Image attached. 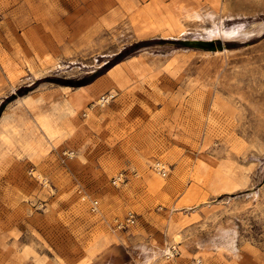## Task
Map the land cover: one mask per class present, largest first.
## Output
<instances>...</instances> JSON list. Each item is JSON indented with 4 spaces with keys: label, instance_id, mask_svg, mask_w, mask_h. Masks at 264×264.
Masks as SVG:
<instances>
[{
    "label": "rangeland",
    "instance_id": "rangeland-1",
    "mask_svg": "<svg viewBox=\"0 0 264 264\" xmlns=\"http://www.w3.org/2000/svg\"><path fill=\"white\" fill-rule=\"evenodd\" d=\"M195 261L264 264V0H0V264Z\"/></svg>",
    "mask_w": 264,
    "mask_h": 264
},
{
    "label": "built area",
    "instance_id": "built-area-1",
    "mask_svg": "<svg viewBox=\"0 0 264 264\" xmlns=\"http://www.w3.org/2000/svg\"><path fill=\"white\" fill-rule=\"evenodd\" d=\"M111 99H112V96H111ZM159 163H161V162H159ZM156 164V165H161V164ZM163 167L160 169V171H158L157 169V171H158V173H160V174H165L164 173V170L166 169L165 168V166L164 165H162ZM165 168V169H164ZM168 170V169H167ZM119 178H122L123 180L122 181H124L125 180V178H124V175L123 174H121L120 176H119ZM92 206H91V212H96L97 211V206H98V203L96 202V201H93L92 203ZM136 221H137V216H136V214L135 213H133V212H128V214L126 215V217L124 218V220L123 221H119V220H117V221H115V223L113 224V229H114V231H125V230H127L129 227H131V226H134L135 224H136ZM179 254H180V252H179V250L176 248V247H172L171 248V250H170V254H169V256H167V257H169V258H171V259H175V258H177L178 256H179ZM196 264H200V262L199 261H196L195 262Z\"/></svg>",
    "mask_w": 264,
    "mask_h": 264
},
{
    "label": "bare ground",
    "instance_id": "bare-ground-1",
    "mask_svg": "<svg viewBox=\"0 0 264 264\" xmlns=\"http://www.w3.org/2000/svg\"><path fill=\"white\" fill-rule=\"evenodd\" d=\"M218 34V33H217ZM218 36V35H217ZM222 36H223V34H222ZM225 37V36H224ZM81 91V90H80ZM83 93V92H82ZM82 95L83 94H79V93H77V94H75L73 97H69L68 98V103H69V105H70V108H72V113H73V115L74 114H76L77 113V111L80 109V107H81V105H82V102H83V97H82ZM101 101L102 102H105V101H108V97H103L102 99H101ZM159 163V161H157V162H155L154 163V165H153V167H152V170L154 171V173H156L157 175H159V176H161V177H166L167 176V174H168V172H169V169H168V167L164 164V163H159V164H161V165H156V164H158ZM162 165H164L165 166V170H164V173L165 174H160V173H158V171H160V169L163 167ZM158 171H157V170ZM168 169V170H167ZM121 175V174H120ZM119 175V176H120ZM119 176L116 178V179H114V185H119L120 183H122V182H124V181H122L123 179L122 178H119ZM128 214V213H127ZM126 217V216H125ZM124 217V218H125ZM124 219H122L121 221H123ZM179 238L180 237H178V236H175L174 237V241L175 242H177L178 240H179ZM172 248V247H171ZM171 248L167 251V255L169 256V254H170V250H171ZM168 259H171V258H169V257H167ZM196 262V261H195ZM200 262V261H199ZM193 264H196V263H193Z\"/></svg>",
    "mask_w": 264,
    "mask_h": 264
},
{
    "label": "water",
    "instance_id": "water-1",
    "mask_svg": "<svg viewBox=\"0 0 264 264\" xmlns=\"http://www.w3.org/2000/svg\"><path fill=\"white\" fill-rule=\"evenodd\" d=\"M183 45L190 47V48L211 49V50H214L216 46L221 47V45L216 44L213 41H202V40L183 41Z\"/></svg>",
    "mask_w": 264,
    "mask_h": 264
},
{
    "label": "trees",
    "instance_id": "trees-1",
    "mask_svg": "<svg viewBox=\"0 0 264 264\" xmlns=\"http://www.w3.org/2000/svg\"><path fill=\"white\" fill-rule=\"evenodd\" d=\"M138 44H134L133 46H131V47H129V48H132V47H135V46H137ZM128 49V48H127ZM126 50V49H125ZM110 67H112V65L110 66ZM109 67V68H110Z\"/></svg>",
    "mask_w": 264,
    "mask_h": 264
}]
</instances>
